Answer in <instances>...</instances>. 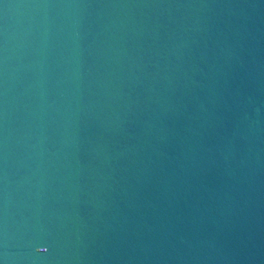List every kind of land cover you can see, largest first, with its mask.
Segmentation results:
<instances>
[{"label": "water", "instance_id": "95a60500", "mask_svg": "<svg viewBox=\"0 0 264 264\" xmlns=\"http://www.w3.org/2000/svg\"><path fill=\"white\" fill-rule=\"evenodd\" d=\"M0 262L264 264V0H0Z\"/></svg>", "mask_w": 264, "mask_h": 264}, {"label": "snow or ice", "instance_id": "6c2138e0", "mask_svg": "<svg viewBox=\"0 0 264 264\" xmlns=\"http://www.w3.org/2000/svg\"><path fill=\"white\" fill-rule=\"evenodd\" d=\"M48 247L46 246V244H41L36 246L35 251L38 253H46L48 251ZM0 264H2V262H0Z\"/></svg>", "mask_w": 264, "mask_h": 264}]
</instances>
